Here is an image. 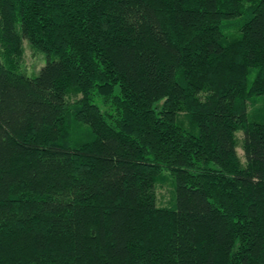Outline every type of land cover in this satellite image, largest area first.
<instances>
[{"label": "trees", "instance_id": "trees-1", "mask_svg": "<svg viewBox=\"0 0 264 264\" xmlns=\"http://www.w3.org/2000/svg\"><path fill=\"white\" fill-rule=\"evenodd\" d=\"M0 264H264V0H0Z\"/></svg>", "mask_w": 264, "mask_h": 264}, {"label": "rangeland", "instance_id": "rangeland-1", "mask_svg": "<svg viewBox=\"0 0 264 264\" xmlns=\"http://www.w3.org/2000/svg\"><path fill=\"white\" fill-rule=\"evenodd\" d=\"M48 61H49V57L46 54L34 53V51L30 47L29 42L27 40H24V57L21 64L22 66L21 70L29 78L36 77L39 74L40 70L46 66ZM252 80H253V76H250L249 83H251ZM262 105H263V100H261L253 110L258 112L257 114L261 113L260 108L262 107ZM237 138L239 144L237 148V152L241 158V161L245 163L244 151L242 148L243 134L238 133ZM160 176L161 177L157 180L155 184L157 205L159 207L175 208L176 191H175L174 178L169 171H163Z\"/></svg>", "mask_w": 264, "mask_h": 264}]
</instances>
